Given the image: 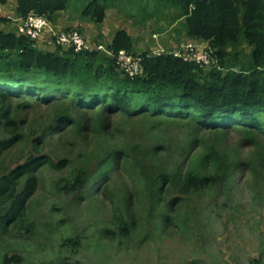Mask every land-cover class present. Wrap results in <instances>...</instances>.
Instances as JSON below:
<instances>
[{"label": "rangeland", "instance_id": "rangeland-1", "mask_svg": "<svg viewBox=\"0 0 264 264\" xmlns=\"http://www.w3.org/2000/svg\"><path fill=\"white\" fill-rule=\"evenodd\" d=\"M163 15L167 19L141 22L118 7L95 25L70 6L58 29L76 28L89 47L103 48L124 29L136 54L158 46L171 51L184 36L179 23L167 25L172 11ZM46 112L37 105L15 111L23 141L0 153V178L27 160ZM179 116L114 118L86 138L50 133L40 155L66 164L37 169L17 225L0 230V255H17L20 264H264V147L244 145L239 131L214 135L198 128L191 115ZM5 135L1 130L0 139ZM154 147L161 149L156 159ZM210 147L238 168L223 177ZM119 151L127 159L114 157L106 174L97 176L99 163ZM153 167L167 181L153 184ZM78 175L82 182L74 185ZM188 175L204 180L187 193L181 187ZM23 187L22 181L17 190Z\"/></svg>", "mask_w": 264, "mask_h": 264}, {"label": "trees", "instance_id": "trees-1", "mask_svg": "<svg viewBox=\"0 0 264 264\" xmlns=\"http://www.w3.org/2000/svg\"><path fill=\"white\" fill-rule=\"evenodd\" d=\"M5 3L0 0L1 5ZM15 4L18 18L34 14L51 24L70 6L78 10L80 20L95 25L112 8H125L128 15H138L141 22L142 18H166L163 11L170 10L172 18L167 25L179 23L178 32L184 42L207 44L212 64L202 68L168 50L158 55L136 54L130 35L119 29L105 49L114 54L125 50L141 58L143 72L129 77L105 52H75L72 47L55 43L53 51H41L37 42L15 31L0 32V131L4 129L6 133L0 139V153L23 141V122L15 111L35 105L47 110V121L41 122L44 128L38 135L33 133L27 160L0 178V230L17 225L23 198L36 182L37 169L46 166L57 170L66 164L65 160L55 162L48 155H40L50 133L72 131L86 138L88 131L98 132L114 118L191 115L201 130L214 135L219 131H239L244 145L264 147L260 143L264 142V0H15ZM70 29L77 30L63 28ZM160 151L154 147L151 158L156 159ZM209 154L218 162L223 177L238 168V162H222L213 147ZM117 156L125 160L128 154L109 153L99 163L97 176H104L109 170L106 166ZM154 170L157 169L153 167V184L167 181V175ZM203 180L188 175L182 191L190 192ZM22 181L24 187L18 191ZM68 182L65 180V188ZM81 182L82 176L78 175L74 185ZM21 262L17 255H0V264Z\"/></svg>", "mask_w": 264, "mask_h": 264}, {"label": "built area", "instance_id": "built-area-1", "mask_svg": "<svg viewBox=\"0 0 264 264\" xmlns=\"http://www.w3.org/2000/svg\"><path fill=\"white\" fill-rule=\"evenodd\" d=\"M13 23L15 33L31 41L39 42L49 37L56 45L72 47L75 52L95 49L113 57L119 71L126 76L135 77L143 72L141 58L125 50H119L114 54L102 46L89 47L82 34L77 30L70 29L69 31H64L57 29L45 17L29 14L24 18L17 17L13 20ZM153 38L157 40L156 35ZM164 52L165 50L161 46H158V49L153 53L158 55ZM169 53L182 59L184 62L195 63L202 68H208L212 64L211 50L205 43L193 41L184 42L180 47L169 51Z\"/></svg>", "mask_w": 264, "mask_h": 264}, {"label": "crops", "instance_id": "crops-1", "mask_svg": "<svg viewBox=\"0 0 264 264\" xmlns=\"http://www.w3.org/2000/svg\"><path fill=\"white\" fill-rule=\"evenodd\" d=\"M10 5V7H9ZM15 0H6V4L1 5V14H0V32H11L14 31L13 20L17 18L15 14ZM61 15V14H60ZM59 15L56 23L52 24L57 28H61L63 22L61 21L62 17ZM58 24V25H57ZM112 41V40H111ZM110 41V42H111ZM36 47L41 51H53L54 43L49 37L44 38L42 41L36 43ZM47 49V50H44Z\"/></svg>", "mask_w": 264, "mask_h": 264}]
</instances>
